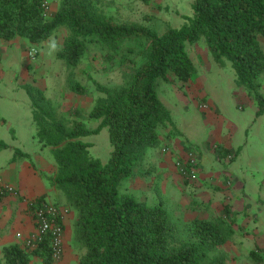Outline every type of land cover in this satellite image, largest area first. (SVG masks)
I'll list each match as a JSON object with an SVG mask.
<instances>
[{"label":"trees","instance_id":"trees-1","mask_svg":"<svg viewBox=\"0 0 264 264\" xmlns=\"http://www.w3.org/2000/svg\"><path fill=\"white\" fill-rule=\"evenodd\" d=\"M42 1L0 0V39L22 38L35 46L65 29L57 57L69 68L77 67L97 45L105 63L122 77L114 88L95 82L103 96L89 113L90 119L100 121L93 130L81 120L68 124L57 119L53 101L42 90L27 87L36 138L55 157L50 184L75 216V264H227L225 255H213L234 233L223 217L195 219L183 237L162 201L141 199L125 185L135 176H145L155 152L181 136L157 87L173 77L182 85L191 79L195 67L187 44L205 38L214 59L232 63L239 82L258 103V114L264 113V0H191L193 15L181 28L163 35L137 23L115 21L99 0H60L55 15L45 14ZM71 88L86 91L77 81ZM104 127L112 145L106 164L92 156V144L80 140ZM6 147L0 141V150ZM44 199L31 200L29 212ZM36 257L53 263L50 236L34 248L6 245L2 261L32 264Z\"/></svg>","mask_w":264,"mask_h":264},{"label":"rangeland","instance_id":"rangeland-1","mask_svg":"<svg viewBox=\"0 0 264 264\" xmlns=\"http://www.w3.org/2000/svg\"><path fill=\"white\" fill-rule=\"evenodd\" d=\"M99 2L103 11L115 21L137 23L159 35H163L171 28H181L185 23V18L193 15L191 0H99ZM48 14L50 15V12ZM61 30L55 32L61 33L60 41L64 42L63 38L66 37L67 31ZM44 43L45 41L39 45L30 46L26 50V58H29V50L36 48L39 50L37 58H29V60L34 64H40L42 69L47 66L50 67L49 70L53 71V85H51V81L49 84L46 83L50 86L49 93H52L54 97L56 118L63 119L68 124L75 119L81 120L86 128L96 129L100 121L90 119L89 113L103 94L97 90L95 82L110 88L117 87L122 83L120 71L105 63L103 53L97 45L91 46L87 56L77 67L69 68L63 60L57 57L63 43L58 45L47 42L46 49L42 52L38 46ZM131 45L137 47L134 42ZM187 51L195 67V73L191 79L184 85L174 77L170 83L159 81L157 90L161 101L176 120L181 137L185 141H190L194 148L191 154L199 161V154L205 151L204 145L210 137V131L205 124L204 117L206 114L212 113L217 117V122H221L225 127L227 124L240 128L236 140L238 143L249 139V147L243 153V157L238 158L243 161L244 166H248L249 160L253 158L255 164L264 169V113L258 115V103L239 82L232 63L226 59L224 64L218 63L205 38L195 44H187ZM42 64L45 66L43 67ZM22 76L24 77L25 74ZM76 81L85 88L84 93H78L71 88V84ZM261 82L260 93L264 97V77ZM40 83L36 85L39 89L46 87L45 83L42 81ZM9 89L11 87L0 86L3 94V97L0 98V107L6 111L9 118L7 126H0V140L8 145L0 153V172L8 169L16 148L25 149L32 154L27 159L34 166L35 163L38 164L40 173L44 176L48 184L47 188L51 193L49 179L55 172H52V167L54 169L56 166L55 157L51 148H42L39 143L34 145L26 141L25 136L21 142L14 141L11 127L15 126L23 135L26 132V124L33 122V116L27 92ZM206 102L211 106L208 109L210 112L200 108ZM80 140L92 144L90 148L92 156L103 164L110 161L112 145L107 127H104L99 133L81 137ZM164 148L165 146L156 151L151 164H147L148 173L145 176H135L130 179L125 185V190L150 202L162 201L165 203L173 220L178 225L179 232L185 237L189 232L188 227L193 221L192 211L184 207L177 198L171 188L174 184L169 185L167 182L168 178H172L175 174L176 164L174 159L171 162L165 161L163 158ZM189 156L188 153L185 157ZM182 183L185 184L184 181ZM57 194V198L54 195L50 200L65 206L64 197L59 192ZM70 212L73 213L71 210ZM78 254L79 250L73 241H68L63 258L53 261L52 264H75ZM213 255L219 256L220 254L215 252ZM33 264L44 263L36 257Z\"/></svg>","mask_w":264,"mask_h":264},{"label":"crops","instance_id":"crops-1","mask_svg":"<svg viewBox=\"0 0 264 264\" xmlns=\"http://www.w3.org/2000/svg\"><path fill=\"white\" fill-rule=\"evenodd\" d=\"M47 1L51 8L50 15H55L60 0ZM59 36L61 33L55 32L38 47L44 52L47 42L62 44L63 40L60 41ZM29 47L30 45L22 38L0 39V86L11 87L9 90L12 91L27 92L28 86L39 89L36 85L41 84L42 81L46 87L40 90L53 101L54 97L49 93L50 86L47 83L51 81L53 85L54 73L49 70L50 67L42 64L43 67L45 66L42 69L40 64H34L26 58V50ZM1 97L3 94L0 90ZM206 106V110L211 108L207 102ZM173 120L176 124L174 117ZM204 120L210 131V137L205 145L203 144L205 151L199 154L200 171L197 178L194 181L186 180L176 168L175 174L172 178L169 177L167 182L169 185L174 184L171 186L172 190L183 206L192 211L193 220H214L223 217L232 225L234 232L232 239L217 250L218 253L226 256L227 264H264V169L256 165L253 158L249 160L248 166H244L243 161L238 159L243 157V153L249 147V139L243 143L236 141L240 132L239 127L227 124L225 127L221 122H217V117L212 113L206 114ZM8 124V115L0 107V126ZM11 132L16 142H21L25 136L26 141L34 145L39 143L34 121L26 124V132L23 135L15 126L11 127ZM165 147H169L170 151L164 152L163 158L166 162L174 159L175 164L179 158L194 151L190 141H185L181 136L167 143ZM16 150L8 169L0 172V177L14 186L19 193L18 196L8 195L0 200V264H3V248L6 245L24 244L25 239L37 231L28 203L41 196L50 200L51 196L55 195L57 198L58 195L52 186V192H49L48 184L40 173L38 164L35 163L34 166L25 157L26 154H32L25 149L16 148ZM53 171L55 166L54 169L52 167ZM183 181L185 184L182 183ZM58 205L68 210L63 215L66 250L67 242L72 240L74 214L63 204ZM164 206L169 211L165 203ZM18 233L21 234L20 237Z\"/></svg>","mask_w":264,"mask_h":264},{"label":"built area","instance_id":"built-area-1","mask_svg":"<svg viewBox=\"0 0 264 264\" xmlns=\"http://www.w3.org/2000/svg\"><path fill=\"white\" fill-rule=\"evenodd\" d=\"M42 8L45 14L50 12V5L47 0L42 1ZM38 49L32 48L28 52L30 59H36ZM201 109H207L206 104L200 106ZM165 153L170 151L169 147L163 149ZM176 168L179 174L186 180L194 181L200 171L198 159L190 154L189 157H181L176 161ZM18 190L6 183L0 177V197L18 196ZM67 209H63L58 204L52 202L48 198L37 203L32 209V217L37 231L27 237L24 245L28 248H34L43 238L48 235L51 238V252L54 261H59L63 258L65 252V228L63 225V215L67 213ZM21 234H18L20 237Z\"/></svg>","mask_w":264,"mask_h":264}]
</instances>
